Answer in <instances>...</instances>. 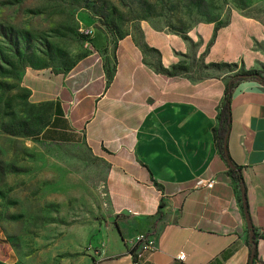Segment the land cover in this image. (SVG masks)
I'll list each match as a JSON object with an SVG mask.
<instances>
[{
  "label": "crops",
  "instance_id": "crops-1",
  "mask_svg": "<svg viewBox=\"0 0 264 264\" xmlns=\"http://www.w3.org/2000/svg\"><path fill=\"white\" fill-rule=\"evenodd\" d=\"M93 24L82 26L102 36L94 35L90 56L60 91L41 138L60 145L130 144L160 190L151 208L126 206L121 211L129 215L100 227L89 264H250L243 189L219 153L215 130L232 79L251 72L264 77V26L237 13L226 24L203 23L187 34L142 26L140 36L117 42ZM231 108L228 151L241 169L257 264H264V84L236 83ZM199 180L215 185L197 188ZM149 240L154 248L142 252ZM13 256L0 233V264Z\"/></svg>",
  "mask_w": 264,
  "mask_h": 264
},
{
  "label": "rangeland",
  "instance_id": "rangeland-1",
  "mask_svg": "<svg viewBox=\"0 0 264 264\" xmlns=\"http://www.w3.org/2000/svg\"><path fill=\"white\" fill-rule=\"evenodd\" d=\"M237 13L264 26V0H0V233L14 249L9 264H89L100 227L126 206L151 208L160 190L130 144L41 140L60 91L91 54L82 23L118 42L142 26L187 34Z\"/></svg>",
  "mask_w": 264,
  "mask_h": 264
},
{
  "label": "trees",
  "instance_id": "trees-1",
  "mask_svg": "<svg viewBox=\"0 0 264 264\" xmlns=\"http://www.w3.org/2000/svg\"><path fill=\"white\" fill-rule=\"evenodd\" d=\"M81 38L83 42L87 40L86 37L83 35ZM178 73L179 72L177 71V69H175L172 74L177 75ZM248 80L258 81L264 84V77L259 72L237 74L229 84L225 104L222 106L219 116H218L219 125L217 129L215 130L216 143H217L219 153L228 163L229 161L232 163L230 155H229V151H228V137L231 131V123H232V108H231L232 91L236 83L242 82V81H248ZM232 165L235 168H232L230 166V174L234 178V180H236L239 183L240 187H242L243 189V176L241 173V169L236 167L233 163ZM121 216H119V218ZM250 262H251V259H250ZM257 263H258V256L256 254L254 264H257Z\"/></svg>",
  "mask_w": 264,
  "mask_h": 264
},
{
  "label": "built area",
  "instance_id": "built-area-1",
  "mask_svg": "<svg viewBox=\"0 0 264 264\" xmlns=\"http://www.w3.org/2000/svg\"><path fill=\"white\" fill-rule=\"evenodd\" d=\"M82 35L86 37V41H85V47L87 49H90V48H93V45H92V40L94 38V35H95V29L93 27H85V28H82V31H81ZM215 185V182L214 181H206V180H199L196 184L197 188H203V187H207L209 189H212ZM145 240V238H140L138 240V242L140 243L141 241ZM154 248V242L153 241H146L144 242L142 248H141V251L144 252V251H148V250H152ZM179 259L181 261H184L186 259V255L185 254H181L179 256Z\"/></svg>",
  "mask_w": 264,
  "mask_h": 264
},
{
  "label": "water",
  "instance_id": "water-1",
  "mask_svg": "<svg viewBox=\"0 0 264 264\" xmlns=\"http://www.w3.org/2000/svg\"><path fill=\"white\" fill-rule=\"evenodd\" d=\"M229 165L232 168H235L230 161H229ZM243 200H244L245 214H246V217H247V220H248V225H249V228H250V231H251V236H252V254H251V262H250V264H254V260H255V256H256V244L254 242L255 231H254V228H253V225H252V221H251V217H250V213H249V209H248V205H247V195H246V189H245V186H244V182H243ZM123 214L129 215L130 212L129 211H124Z\"/></svg>",
  "mask_w": 264,
  "mask_h": 264
}]
</instances>
